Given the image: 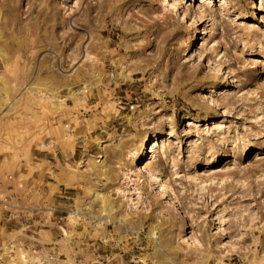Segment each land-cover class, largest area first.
Returning <instances> with one entry per match:
<instances>
[{"label":"rangeland","instance_id":"1","mask_svg":"<svg viewBox=\"0 0 264 264\" xmlns=\"http://www.w3.org/2000/svg\"><path fill=\"white\" fill-rule=\"evenodd\" d=\"M0 49V264H264V0H0Z\"/></svg>","mask_w":264,"mask_h":264},{"label":"bare ground","instance_id":"2","mask_svg":"<svg viewBox=\"0 0 264 264\" xmlns=\"http://www.w3.org/2000/svg\"><path fill=\"white\" fill-rule=\"evenodd\" d=\"M85 1V0H84ZM201 1H203V0H201ZM28 4H31V3H28ZM31 6V5H30ZM30 8V7H29ZM82 9V8H81ZM208 9H209V13H211L212 12V10H211V8H207V9H205V11H207L208 12ZM188 11V10H187ZM28 12V11H27ZM24 13V12H23ZM24 15V14H23ZM156 17H158V16H156ZM159 17H160V15H159ZM72 19V18H71ZM71 22V21H70ZM145 36V35H144ZM1 54H3V52H2V50L0 49V55ZM155 144H157V142L156 143H154L153 144V146L155 145ZM145 150V152L147 151L148 152V150H146V149H144ZM141 159V158H140ZM139 159V160H140ZM109 207V206H108Z\"/></svg>","mask_w":264,"mask_h":264}]
</instances>
